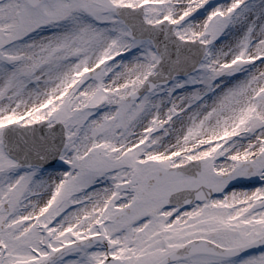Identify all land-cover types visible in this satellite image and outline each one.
I'll return each instance as SVG.
<instances>
[{"label":"snow or ice","instance_id":"obj_1","mask_svg":"<svg viewBox=\"0 0 264 264\" xmlns=\"http://www.w3.org/2000/svg\"><path fill=\"white\" fill-rule=\"evenodd\" d=\"M0 264H264V0H0Z\"/></svg>","mask_w":264,"mask_h":264}]
</instances>
